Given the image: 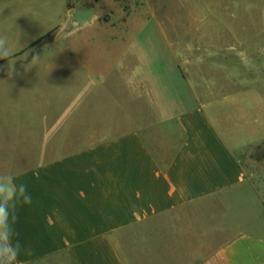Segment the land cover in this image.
I'll use <instances>...</instances> for the list:
<instances>
[{
	"label": "crops",
	"instance_id": "1",
	"mask_svg": "<svg viewBox=\"0 0 264 264\" xmlns=\"http://www.w3.org/2000/svg\"><path fill=\"white\" fill-rule=\"evenodd\" d=\"M69 2L0 0L14 72L19 55L42 52L63 55L62 70H72L54 93L48 78L9 80L0 59V95L11 83L30 87L50 118L35 157L0 159V173L32 196L18 208V239L30 249L18 264H264V232L245 229L253 221L242 207L252 199L264 209L253 187L261 165L244 162L246 149L264 143L263 95L210 88L201 96L171 47L169 62L117 58L75 69L74 49L45 47L68 30ZM45 36L44 47L33 45Z\"/></svg>",
	"mask_w": 264,
	"mask_h": 264
},
{
	"label": "rangeland",
	"instance_id": "2",
	"mask_svg": "<svg viewBox=\"0 0 264 264\" xmlns=\"http://www.w3.org/2000/svg\"><path fill=\"white\" fill-rule=\"evenodd\" d=\"M82 7L90 10L89 17L84 11L76 12ZM68 9V30L52 34L50 45L45 47H53L54 52L60 46L74 49L77 54H70L68 61L75 69L80 63L109 65L119 59L132 66L169 62L171 47L182 73L194 82L201 96L210 88L212 92L254 88L264 97V0H70ZM48 39L36 47H44ZM61 58L63 55L49 52L30 53L25 59L19 55L18 69L2 75L9 80L48 78L57 83L53 86L56 93L63 79L61 72L72 71L62 70ZM29 88L11 83L0 95V159L35 157L45 141L43 134L50 118L47 124L43 103L30 98ZM37 88L45 89L40 83ZM15 93L25 94L28 100ZM69 94L72 98L67 104L74 107L77 87L70 86ZM60 102H54V121L64 105ZM244 162L261 165L257 166L253 187L262 195L264 205V143L246 149ZM242 207L254 222H245V229L263 233L264 209L252 199Z\"/></svg>",
	"mask_w": 264,
	"mask_h": 264
},
{
	"label": "clouds",
	"instance_id": "3",
	"mask_svg": "<svg viewBox=\"0 0 264 264\" xmlns=\"http://www.w3.org/2000/svg\"><path fill=\"white\" fill-rule=\"evenodd\" d=\"M13 55L7 36L0 35V59L8 60L9 75L14 72ZM31 202L32 196L25 183H17L10 173H0V264H18L22 252L30 254V249H25L18 239L16 224L18 208Z\"/></svg>",
	"mask_w": 264,
	"mask_h": 264
},
{
	"label": "water",
	"instance_id": "4",
	"mask_svg": "<svg viewBox=\"0 0 264 264\" xmlns=\"http://www.w3.org/2000/svg\"><path fill=\"white\" fill-rule=\"evenodd\" d=\"M80 11H82V12L84 11L85 12V16H88L89 17V15H91L90 10H88V8H86V7H82L80 9H78L76 12L78 13Z\"/></svg>",
	"mask_w": 264,
	"mask_h": 264
},
{
	"label": "trees",
	"instance_id": "5",
	"mask_svg": "<svg viewBox=\"0 0 264 264\" xmlns=\"http://www.w3.org/2000/svg\"><path fill=\"white\" fill-rule=\"evenodd\" d=\"M47 37L49 36V34L48 35H46ZM46 36L45 37H43V38H41V39H39L38 41H36V43H34L33 45H35V44H38L39 42H41V40H43L44 38H46Z\"/></svg>",
	"mask_w": 264,
	"mask_h": 264
}]
</instances>
